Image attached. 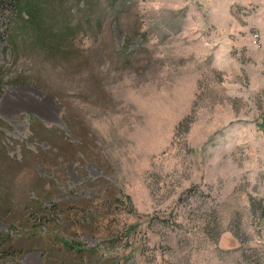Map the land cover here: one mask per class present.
Listing matches in <instances>:
<instances>
[{"label": "rangeland", "instance_id": "1", "mask_svg": "<svg viewBox=\"0 0 264 264\" xmlns=\"http://www.w3.org/2000/svg\"><path fill=\"white\" fill-rule=\"evenodd\" d=\"M53 2L0 0V264H264V0Z\"/></svg>", "mask_w": 264, "mask_h": 264}, {"label": "trees", "instance_id": "2", "mask_svg": "<svg viewBox=\"0 0 264 264\" xmlns=\"http://www.w3.org/2000/svg\"><path fill=\"white\" fill-rule=\"evenodd\" d=\"M53 5V0L44 2L42 6L36 5V0H10V6L12 7L11 11L14 17H18L17 22L13 24L15 25V27H13V32L19 31V33L24 35V39L29 37L33 30L37 31L40 29V23L44 16V12L47 11V8L51 9ZM47 32L48 35L44 41L40 39L38 43L46 44L45 46H48L49 48L52 45H55L57 47V51H62L63 40L66 36H64V34L58 35L52 29L49 31L47 30ZM11 37H13V33ZM66 39L69 41L68 37ZM12 243L13 241L9 235L0 234L1 257L8 258L14 255L19 256V253L21 254V250L14 248ZM62 245L65 247V250L69 252L76 251L75 246L69 242L62 241ZM76 253L83 255L84 251L82 249H78Z\"/></svg>", "mask_w": 264, "mask_h": 264}]
</instances>
